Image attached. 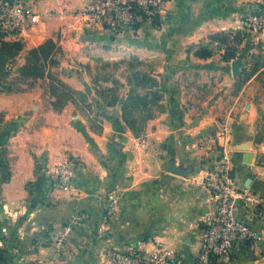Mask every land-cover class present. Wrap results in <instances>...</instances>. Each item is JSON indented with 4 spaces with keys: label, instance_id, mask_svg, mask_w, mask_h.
Segmentation results:
<instances>
[{
    "label": "crops",
    "instance_id": "0c3cea01",
    "mask_svg": "<svg viewBox=\"0 0 264 264\" xmlns=\"http://www.w3.org/2000/svg\"><path fill=\"white\" fill-rule=\"evenodd\" d=\"M8 1L32 8L40 20L5 40L21 41L27 51L48 40L58 43L63 53L54 72L87 95L89 111L71 102L56 110L47 80L8 91L0 77V238L6 248L12 246L16 261L60 264L61 257V264H102L108 251L162 244L187 264H203L199 232L214 207L202 182L217 154L201 148L200 141L228 127L237 186L264 198V38L246 36L240 45L233 35L226 41L211 39L229 30L241 33L254 3L264 0H170L160 16L161 29L145 21L120 35H141L139 45L129 50L160 59L149 73L164 90V111L148 122L140 138L122 120L127 81L122 92L102 82L100 93L93 86L101 82L92 83L87 69L72 65L85 45L105 37L101 29L83 32L79 14L91 0ZM234 48L235 59L225 61ZM25 55L12 66L21 67ZM237 59L242 65L235 77ZM114 97L117 103L109 106ZM242 144L250 147L251 163L236 150ZM66 157L75 167L70 192L55 189L49 179L50 169ZM172 164L189 166L191 173L185 178L172 174ZM116 187L122 188L120 206L109 215L108 194ZM80 214L84 220L64 237L57 256L66 225ZM243 218L262 235L261 245L257 250L244 245L222 264H260L264 215Z\"/></svg>",
    "mask_w": 264,
    "mask_h": 264
},
{
    "label": "built area",
    "instance_id": "2783aa9c",
    "mask_svg": "<svg viewBox=\"0 0 264 264\" xmlns=\"http://www.w3.org/2000/svg\"><path fill=\"white\" fill-rule=\"evenodd\" d=\"M170 0H99L82 14L86 23L108 27L120 35L145 21L152 22L161 16ZM40 15L21 2L0 0V34L4 38L23 32L30 24L39 22ZM242 36L264 38V4L257 6L245 19ZM230 129L224 127L216 136L207 137L205 147H219L220 157L210 170L205 172L204 187L214 207V215L206 221L199 232L198 260L203 264H222L226 259L246 245L253 250L259 248L262 235L251 227L244 215L261 219L264 215V198L255 191L240 189L233 174L229 153ZM75 167L69 161L56 164L49 171L51 185L58 190L73 189ZM108 213L113 215L120 206L117 190L108 194ZM84 220L75 215L65 227V235L58 241V252L64 237ZM4 246L0 238V248ZM247 246V245H246ZM59 254H57L58 256ZM39 264H55L41 262ZM102 264H187L184 257L175 251L157 244L151 250L108 251ZM264 264V255L260 257Z\"/></svg>",
    "mask_w": 264,
    "mask_h": 264
},
{
    "label": "trees",
    "instance_id": "16d2710c",
    "mask_svg": "<svg viewBox=\"0 0 264 264\" xmlns=\"http://www.w3.org/2000/svg\"><path fill=\"white\" fill-rule=\"evenodd\" d=\"M153 25L160 27L159 17L153 19ZM140 25L135 26L138 28ZM239 33V32H238ZM234 37V42L240 45L243 36ZM229 34L221 33L211 36L214 41H223L229 38ZM223 37L224 39H220ZM237 48L224 55L225 61L235 59ZM25 52V45L21 41H6L4 35L0 34V77L7 75L8 68L15 64L17 58ZM63 53L61 46L53 40H48L26 52L24 64L17 69L19 81L47 80L49 93L56 98L54 107L61 111L67 103L71 102L78 107L89 111L87 95L74 90L64 83L54 69L60 65L59 56ZM207 56L209 54H201ZM129 92L122 105V120L132 132L134 137L140 138L145 134L147 124L153 120L158 113L164 111V90L160 82L150 73L139 70L130 71L127 76ZM12 83H9L11 86ZM9 90V89H8ZM117 98H113L108 105H115Z\"/></svg>",
    "mask_w": 264,
    "mask_h": 264
},
{
    "label": "rangeland",
    "instance_id": "374dc122",
    "mask_svg": "<svg viewBox=\"0 0 264 264\" xmlns=\"http://www.w3.org/2000/svg\"><path fill=\"white\" fill-rule=\"evenodd\" d=\"M15 1V0H12ZM97 1L99 0H91L88 5L85 7V9L83 11L80 12V17L82 18V14H84L86 11H88L94 4L97 3ZM263 3H254V5L257 6H263ZM255 9V8H254ZM253 9V10H254ZM83 21V32L87 31H91V30H97V29H101L100 32H104L105 37H103L102 39L99 40V43H96L95 45H85L83 52L80 54L79 57L75 58L74 61L72 62V65H80L81 67H84L85 69H87V73L89 75V77L91 78L92 83H98V81H100L101 83L96 84V86L94 85L93 87H95L96 90H98L97 92H102V87L104 86L103 83H105L106 81H108L109 83H111L112 88H114L113 90H117L119 91H123L121 89L122 85V81L126 80L127 81V76L129 75V72H133L134 70H141L144 73H149L151 72L154 66L159 65L160 59L158 58H142L141 56H138L135 52L130 51L129 47H131L132 45H139V43L141 42V35L137 34V33H131L128 37H120V35H117L115 33H113L108 27H102L99 24H92V23H86L84 22V19L82 18ZM159 22H160V27H155L153 25L154 20H152V25L153 28L155 29H161L162 25L164 23V19H162V17L159 16ZM103 29V30H102ZM226 34L229 35H233V36H239L240 34L238 33L237 30H233V31H226ZM95 34H98L97 32ZM101 36V35H100ZM24 44V43H23ZM25 52H27L26 48H25ZM86 55L88 56L87 60L82 59L80 60L82 57H86ZM141 58V59H140ZM89 59V60H88ZM151 62H147L144 63L145 60H149ZM85 62V63H82ZM87 67V68H86ZM17 69L14 66H10L8 68L7 71V75L4 77V84H2V88L8 91H12L15 88L18 87H22L23 89H30L31 86H35L36 83L39 82V80H37L36 82H32V81H19L18 78V74H17ZM7 78V79H6ZM103 82V83H102ZM9 83H12L11 86H9ZM48 83V81H47ZM98 86H102L100 89H98ZM121 89V90H120ZM75 105V104H74ZM76 106V105H75ZM79 119V116H77V120ZM211 136H216V134H211L207 137H211ZM205 137V138H207ZM203 138L200 141L199 146L201 148H205V150L209 151V152H215L217 154V158L215 160L214 163H212L208 168L205 169V172L207 170H210L211 167H213L216 162L218 161L219 157H220V148L219 147H205L203 146L202 142L205 139ZM237 150V149H236ZM231 151H233L232 148H229V153L231 154ZM238 151V150H237ZM231 156V155H230ZM66 161H69L72 163L71 157H66V159H64ZM189 168V166L187 167ZM206 174H204L205 177ZM178 176V175H177ZM189 176V174L187 175ZM185 176V177H187ZM182 178H185L183 176H180ZM203 177V180H204ZM163 186V184H162ZM202 187H204V182H202ZM205 188V187H204ZM114 190L119 192H122V188L116 187L113 188ZM120 190V191H119ZM4 240V239H3ZM2 240V241H3ZM6 240V238H5ZM4 246L0 248V264H39V263H31L29 261H19V260H15L17 257L12 256V254L14 253V251L12 250V246L11 249H7L5 245V242L3 241ZM59 248V247H58ZM24 250V248H23ZM62 251H63V243H62V248L60 250L61 255H62ZM26 252V251H25ZM60 252H58L57 254H60ZM16 255V254H15ZM19 256V253L17 254ZM16 255V256H17ZM61 257L59 258V263L61 264ZM48 262V261H46ZM49 262L56 263L55 260H50Z\"/></svg>",
    "mask_w": 264,
    "mask_h": 264
},
{
    "label": "water",
    "instance_id": "95a60500",
    "mask_svg": "<svg viewBox=\"0 0 264 264\" xmlns=\"http://www.w3.org/2000/svg\"><path fill=\"white\" fill-rule=\"evenodd\" d=\"M242 65V60L241 59H237L234 63H233V74L235 77L238 76L239 73V69L241 68ZM236 149L238 151L244 152L245 153V162L246 163H251V160L249 159L248 156H250L249 154V145L248 144H242V145H238L236 147ZM169 172H171L172 174L178 175V176H187L188 174L191 173V168H183L181 166H176L175 164H172L169 168ZM246 245L248 246V242H246ZM261 245V242H260Z\"/></svg>",
    "mask_w": 264,
    "mask_h": 264
}]
</instances>
